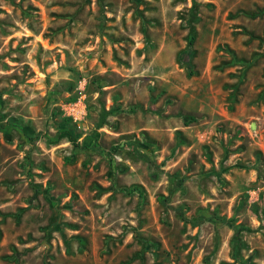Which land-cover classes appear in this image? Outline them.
Masks as SVG:
<instances>
[{
	"label": "rangeland",
	"instance_id": "obj_1",
	"mask_svg": "<svg viewBox=\"0 0 264 264\" xmlns=\"http://www.w3.org/2000/svg\"><path fill=\"white\" fill-rule=\"evenodd\" d=\"M0 264H264V0H0Z\"/></svg>",
	"mask_w": 264,
	"mask_h": 264
},
{
	"label": "trees",
	"instance_id": "obj_2",
	"mask_svg": "<svg viewBox=\"0 0 264 264\" xmlns=\"http://www.w3.org/2000/svg\"><path fill=\"white\" fill-rule=\"evenodd\" d=\"M62 134H63V136H67L70 141H72L74 143L76 142V138H75L73 132H71L69 130H65V131L62 132Z\"/></svg>",
	"mask_w": 264,
	"mask_h": 264
}]
</instances>
